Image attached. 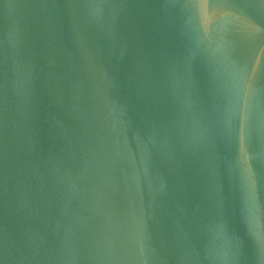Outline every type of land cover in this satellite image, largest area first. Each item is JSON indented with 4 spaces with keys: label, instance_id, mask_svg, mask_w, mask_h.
<instances>
[{
    "label": "water",
    "instance_id": "1",
    "mask_svg": "<svg viewBox=\"0 0 264 264\" xmlns=\"http://www.w3.org/2000/svg\"><path fill=\"white\" fill-rule=\"evenodd\" d=\"M0 264H264V0H0Z\"/></svg>",
    "mask_w": 264,
    "mask_h": 264
}]
</instances>
